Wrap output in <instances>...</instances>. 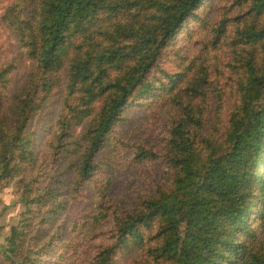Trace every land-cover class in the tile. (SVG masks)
<instances>
[{"label":"trees","instance_id":"trees-1","mask_svg":"<svg viewBox=\"0 0 264 264\" xmlns=\"http://www.w3.org/2000/svg\"><path fill=\"white\" fill-rule=\"evenodd\" d=\"M206 1L9 0L0 24L30 65L19 75L0 56V188L15 183L24 202L0 264H72L83 246L87 264H264V0H233L212 40L157 71L181 32L204 27ZM222 36L229 90L207 64ZM155 101L160 146L118 135L130 107ZM123 148L162 166L155 188L126 206L101 179L66 240L72 200Z\"/></svg>","mask_w":264,"mask_h":264},{"label":"rangeland","instance_id":"rangeland-1","mask_svg":"<svg viewBox=\"0 0 264 264\" xmlns=\"http://www.w3.org/2000/svg\"><path fill=\"white\" fill-rule=\"evenodd\" d=\"M8 2L9 0H0V14ZM235 12L233 0H207L199 11L201 19L205 21L204 27L199 31L192 30L190 33L184 31L177 36L174 46L168 49L160 60L157 69L159 75L163 77L162 71L175 72L184 58L193 56L201 49L203 42L214 38V29L219 26L221 17L224 15L233 16L236 14ZM192 29H195V26ZM232 29L234 26L229 24L227 26L228 33ZM224 38V36L221 37L218 49L215 47L210 50L211 58L207 60V64L210 67L209 73L212 81H219L220 87L225 85L229 90L231 83L229 75L232 72L228 62L231 61L235 52H232ZM0 56L1 60H13L20 69L19 75H22L25 69H29L30 63L23 60V52L18 49L13 31L4 24H0ZM1 66L0 62V68ZM17 77H14V80L18 82L21 76ZM57 97L44 108L36 124H39L41 120L49 121L57 114L60 109ZM226 101H233L231 95L226 97ZM158 104L160 103L155 101L146 106L130 107L125 115L127 120L117 127L118 135L124 136L129 143L147 139L148 142L160 146L159 144L164 141L169 120L164 107ZM227 110L225 109L223 113L224 118H227L225 117ZM102 155L107 157V154ZM108 157L111 159L112 167L106 168L104 174L103 172L95 174L94 179L96 180L85 184L77 197L72 200L67 212V219L71 221L67 228L65 227L66 240L71 241L74 238V232H71L72 222L74 223L87 205L92 203L95 198L94 193L98 188L96 184H99L101 179L109 178L108 195L112 199L121 202L122 205L131 206L139 197L147 195L148 191L155 188L156 179L162 173V166L156 162L146 161L143 164L134 162L132 150L123 148L108 153ZM23 211V197L16 184L11 183L0 188V251L4 248L11 226L18 222ZM90 251L86 246L81 247L80 253L74 257L72 264H87L92 255ZM125 261L126 257L124 256L123 262Z\"/></svg>","mask_w":264,"mask_h":264}]
</instances>
